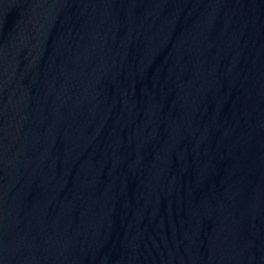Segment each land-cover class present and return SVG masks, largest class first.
<instances>
[{
  "label": "water",
  "instance_id": "1",
  "mask_svg": "<svg viewBox=\"0 0 264 264\" xmlns=\"http://www.w3.org/2000/svg\"><path fill=\"white\" fill-rule=\"evenodd\" d=\"M0 264H264V0H0Z\"/></svg>",
  "mask_w": 264,
  "mask_h": 264
}]
</instances>
